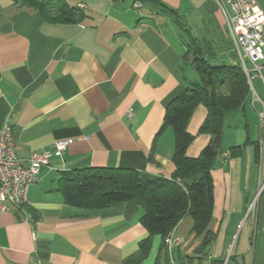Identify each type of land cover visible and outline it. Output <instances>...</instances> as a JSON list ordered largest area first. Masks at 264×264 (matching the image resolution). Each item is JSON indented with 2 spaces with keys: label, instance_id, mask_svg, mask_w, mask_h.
<instances>
[{
  "label": "crops",
  "instance_id": "obj_1",
  "mask_svg": "<svg viewBox=\"0 0 264 264\" xmlns=\"http://www.w3.org/2000/svg\"><path fill=\"white\" fill-rule=\"evenodd\" d=\"M66 1L84 11L82 21L54 23L18 0H0V128L11 126L16 153L24 160L70 140L61 157L51 158L52 168L42 166L28 202L0 211V264H264V129L253 91L245 110L225 120L224 150L243 146V152L221 155L212 171L209 229L215 239L206 250H198L203 235L192 231L189 215L172 232L182 242L170 247L155 235L142 256L140 241L148 231L136 201L103 210L65 202L60 179L75 170L128 167L173 175V129L155 137L169 101L197 78L183 59L187 33L163 25L191 32L186 19L196 13L224 31L223 39L218 32L196 37L211 45L220 63L238 62L213 0ZM257 1L264 10V0ZM253 85L263 96L261 80ZM207 114L200 104L188 123L195 136L190 157L199 156L211 138L199 133Z\"/></svg>",
  "mask_w": 264,
  "mask_h": 264
},
{
  "label": "trees",
  "instance_id": "obj_2",
  "mask_svg": "<svg viewBox=\"0 0 264 264\" xmlns=\"http://www.w3.org/2000/svg\"><path fill=\"white\" fill-rule=\"evenodd\" d=\"M18 1L38 10L54 23H76L86 16L82 9L71 6L66 0ZM167 9L172 15L177 14L175 10ZM186 33L188 49L183 59L194 68L198 79L169 101L155 137L156 140L167 128L173 129V175L156 177L128 167H91L75 170L60 179L65 202L75 208L103 210L127 201L141 205L140 222L148 231V236L140 241L142 256L148 253L153 236L161 235L166 244L167 235L188 215L194 220L192 231L198 236L203 235L199 252L213 242L215 234L209 229L214 210L212 171L217 159L226 151L222 147L225 120L245 110L252 99L239 60L237 63H220L208 42L200 41L191 32ZM200 104L207 108L208 114L199 133H207L211 138L199 156L190 157L187 149L195 136L188 131V123ZM228 152L229 157L239 156L243 146H232ZM150 159H154L153 149Z\"/></svg>",
  "mask_w": 264,
  "mask_h": 264
},
{
  "label": "built area",
  "instance_id": "obj_3",
  "mask_svg": "<svg viewBox=\"0 0 264 264\" xmlns=\"http://www.w3.org/2000/svg\"><path fill=\"white\" fill-rule=\"evenodd\" d=\"M223 14L233 51L237 59L246 64L250 71L254 96L252 103L260 105L259 123L264 129V95L260 96L254 88L253 81L261 80L264 87V10L257 0H213ZM140 7V2H135ZM83 7V6H81ZM128 116L132 111H128ZM70 140H58L50 148L34 151L26 160L20 158L15 150L13 135H6L4 126L0 128V211H10L13 205H24L28 202L30 187L38 182L42 166L50 165L53 156H62ZM227 158L229 152H223ZM260 188H264V183ZM168 246L182 242L181 239L165 238Z\"/></svg>",
  "mask_w": 264,
  "mask_h": 264
},
{
  "label": "rangeland",
  "instance_id": "obj_4",
  "mask_svg": "<svg viewBox=\"0 0 264 264\" xmlns=\"http://www.w3.org/2000/svg\"><path fill=\"white\" fill-rule=\"evenodd\" d=\"M191 15V16H190ZM181 16L182 13H181ZM187 20V27H191V32H193L192 34L197 37H199L200 39L203 38H209L211 37L210 32H218L219 37L223 39V35L221 34V32H224L223 30L218 29L215 25L210 24V22H208V20H205V18L199 19V16L196 13L193 14H188ZM165 30H168L169 32H183V35H185V33L187 32L186 30H184L183 28H181L180 26L174 24V23H169L166 26L163 25ZM212 35H215L214 33H212ZM227 44V42H225L224 40H222V44L224 45ZM219 50V49H218ZM237 58V57H236ZM215 63H218V61H213ZM190 70H193V68L191 67ZM196 72V71H195ZM196 74V78L198 79L197 73ZM222 147L223 143H222Z\"/></svg>",
  "mask_w": 264,
  "mask_h": 264
},
{
  "label": "bare ground",
  "instance_id": "obj_5",
  "mask_svg": "<svg viewBox=\"0 0 264 264\" xmlns=\"http://www.w3.org/2000/svg\"><path fill=\"white\" fill-rule=\"evenodd\" d=\"M240 64L242 65V68H243V70H244V72L246 74V77H247V80H248V84L250 86V89H251V91L254 92V89H252V80H251L250 71L247 68L246 64H243L241 62H240ZM4 132H6V135H13L12 128L8 124L4 126ZM13 206H20V205H13ZM169 239H173L172 232L169 234Z\"/></svg>",
  "mask_w": 264,
  "mask_h": 264
}]
</instances>
